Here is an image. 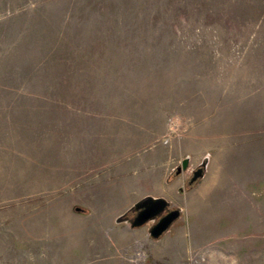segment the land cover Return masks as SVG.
Masks as SVG:
<instances>
[{
    "label": "rangeland",
    "instance_id": "374dc122",
    "mask_svg": "<svg viewBox=\"0 0 264 264\" xmlns=\"http://www.w3.org/2000/svg\"><path fill=\"white\" fill-rule=\"evenodd\" d=\"M146 195L158 239L116 222ZM242 224L263 246L264 0H0V264H205Z\"/></svg>",
    "mask_w": 264,
    "mask_h": 264
},
{
    "label": "water",
    "instance_id": "95a60500",
    "mask_svg": "<svg viewBox=\"0 0 264 264\" xmlns=\"http://www.w3.org/2000/svg\"><path fill=\"white\" fill-rule=\"evenodd\" d=\"M189 164V158L182 160L176 167L175 174L186 170ZM208 164V158L205 157L202 162L192 171L188 181L189 186H193L197 181L204 177ZM76 210H80L79 207ZM133 214L128 215L129 212ZM181 208H171L169 200L163 196L146 195L137 200L128 210L116 218L117 223H129L131 228H138L148 222H152L149 227V234L153 239L160 238L180 217Z\"/></svg>",
    "mask_w": 264,
    "mask_h": 264
},
{
    "label": "crops",
    "instance_id": "0c3cea01",
    "mask_svg": "<svg viewBox=\"0 0 264 264\" xmlns=\"http://www.w3.org/2000/svg\"><path fill=\"white\" fill-rule=\"evenodd\" d=\"M207 193H208V190H204L203 192H199L196 195H193L189 199H193V200L195 199L196 202H194V203L198 204L200 196L201 195L203 196ZM243 209H245V211H248L247 208H243ZM243 209H242V211H243ZM244 224H246V223H244ZM244 224H242V226L239 227L240 230L239 229L235 230L233 228L231 230V228H230V231L229 230H228L229 232L227 231L226 236L228 237L227 238L228 241L226 242V244L224 246L216 245V247L211 249L209 251L208 259H207L205 264H248L250 262H253L254 260H258V261L262 260L261 258L263 256H261V253H259V252H257L256 255H254V253H252L251 258H249L250 254L241 252L242 248H241V246H239L240 243L243 244L242 246H244V245L250 246L251 249H253L255 246L258 248H262V249L264 248V245L259 246L257 244H254L253 242H250L249 240L247 241L245 239L240 238L239 233L243 229L247 228V226L244 227ZM171 252H173V253L170 254L169 257L167 255H165L166 258L169 260L173 259L175 256V254H174L175 251L172 250Z\"/></svg>",
    "mask_w": 264,
    "mask_h": 264
},
{
    "label": "flooded vegetation",
    "instance_id": "af4514ba",
    "mask_svg": "<svg viewBox=\"0 0 264 264\" xmlns=\"http://www.w3.org/2000/svg\"><path fill=\"white\" fill-rule=\"evenodd\" d=\"M178 166H179V165H178ZM197 166H198V165H197ZM197 166H196V167H197ZM176 167H177V166H176ZM193 170H194V169H193ZM193 170H192V171H193ZM179 174H180V173H179ZM179 174H177V175H179ZM191 175H192V172H191V174H190V177H191ZM190 177L187 179V182L189 181ZM188 185H189V184H188ZM171 208H173V207H171ZM132 214H133V213H132L131 211L128 213L129 216H131ZM151 224H152V223H151Z\"/></svg>",
    "mask_w": 264,
    "mask_h": 264
},
{
    "label": "bare ground",
    "instance_id": "6f19581e",
    "mask_svg": "<svg viewBox=\"0 0 264 264\" xmlns=\"http://www.w3.org/2000/svg\"><path fill=\"white\" fill-rule=\"evenodd\" d=\"M200 264V263H199Z\"/></svg>",
    "mask_w": 264,
    "mask_h": 264
}]
</instances>
